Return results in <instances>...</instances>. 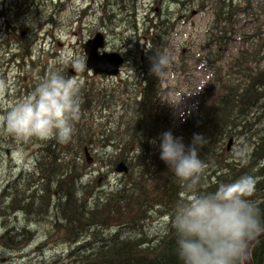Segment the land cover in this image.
I'll use <instances>...</instances> for the list:
<instances>
[{"label":"rangeland","instance_id":"374dc122","mask_svg":"<svg viewBox=\"0 0 264 264\" xmlns=\"http://www.w3.org/2000/svg\"><path fill=\"white\" fill-rule=\"evenodd\" d=\"M62 1V4L59 0H54L53 4L48 2L46 9H40L43 11L42 16H30L24 15L25 10L20 11L13 7L20 5L18 0H0V14L6 8L11 13L10 19L21 23V29L16 27L8 30L5 28L4 18L0 16V80L7 81L9 85L34 87L52 71H60L70 77L69 70H75L84 72L82 77L88 76L91 84L100 85L109 94L119 93L121 96L133 88L135 63L131 61L116 78L94 77L92 73L88 74L83 63L87 56L82 44L101 32L107 38V52L132 50L135 55L140 53L145 44L141 42L138 47L134 44L137 39L134 29H140L139 34L145 36L146 32L143 31L148 27L149 18L159 16L156 21V27L159 28H156L153 35L157 36L159 32L163 34L166 29L167 34L163 36V41L167 45L165 53L169 71L161 81L159 103H154L161 117L169 121L170 131L180 132L183 129L182 122L194 116L198 110L197 104L203 100L204 95L207 94L204 108L209 102L219 101L223 96L224 89L221 84L220 92L214 88L218 82H214L219 78L218 74H221V83L223 78L227 83L230 76L232 79L243 78L236 75V71L231 68V62L239 56L240 51H248L250 55L255 53L256 60L250 61L251 69H264V0H233L240 13L234 16L238 21L235 26L237 34H229L230 43L222 48L211 43L216 34L213 31L217 22L214 8L219 0ZM226 1L228 0H224ZM253 9H256L255 17L251 16ZM256 17L259 18L258 21ZM128 43L133 47L127 49L125 46ZM28 53L33 57L22 60V57L30 55ZM7 70L11 72L5 78ZM77 79L83 83L86 81V78ZM127 99L128 97H125V101H121L123 105L117 106L115 101L107 102L101 97L100 106L94 107L89 114L81 110V117L75 125L72 137L74 152L69 153L65 143L63 149L57 147L58 157L62 155L58 162L69 168H79L78 178L75 177L74 180L77 179L79 185L85 188L78 197L88 201L87 209L95 207L97 203L104 204L111 193L118 192L123 187L128 188L129 193H133L134 187H139L133 185V181L128 177L130 173L125 175L115 171L120 162L119 158L126 156L127 163L131 160L134 166L139 160L135 159L136 156L140 155L135 148L127 150L124 144H121L119 149L114 148V144L124 137L136 134L135 131L126 134L120 132V118L127 110ZM11 105H14V101ZM0 108V114L7 112L3 100H0ZM116 108L118 113H112ZM128 111V114H131L130 110ZM151 115V110H148L146 121ZM259 117L257 109H254L247 119L248 127L239 126L234 129L232 125V131L237 134L231 135L223 143L224 148H228L232 138L228 153L239 156L249 152L252 147L250 144L258 140L263 126L257 120ZM138 128L141 131V127ZM158 134L162 135L157 132V137L149 139L148 143L157 142L160 138ZM52 140L54 139L21 141L0 133V264H51L55 261L57 264H74L66 255L70 246L75 248V236L84 228L66 221L60 212V195L56 191L52 193V197L47 194L48 180L39 169L40 163H43L48 155V151L44 150ZM81 141L85 142L79 146ZM85 147L90 150V157L93 158L90 164L84 152L76 153L78 149L83 151ZM152 149L153 147H150V150ZM216 151L221 153L218 148ZM134 167L136 168V165ZM136 177L137 180L141 178L143 188L155 182L160 184L164 179H157L151 170L146 172L139 167L136 168ZM7 196L9 200L5 201ZM15 199L16 203L13 204ZM9 204L13 205L5 209ZM126 205L127 203L122 204L121 211ZM154 219L156 220L147 225L145 230L148 233L164 232L169 219L161 218L164 220L161 221L158 215L151 218ZM107 229L109 228L104 226L98 231L106 232ZM25 230L30 231V234H25ZM15 233H24L26 237L31 235L32 239H28L19 248H12L8 243L15 239Z\"/></svg>","mask_w":264,"mask_h":264},{"label":"trees","instance_id":"16d2710c","mask_svg":"<svg viewBox=\"0 0 264 264\" xmlns=\"http://www.w3.org/2000/svg\"><path fill=\"white\" fill-rule=\"evenodd\" d=\"M228 4L224 1H218L217 6L214 8L216 25L224 24V28H221L218 35L216 33L214 37L223 35L227 40V44L230 43V37H227L226 34L230 32L237 34L235 26L238 25V21L234 19V16L240 15L237 8L233 6L231 9V25L223 23V11L226 10L227 6L228 8L231 7ZM251 16H256V9H253ZM256 20L258 21L259 18L256 17ZM226 26H230V31L227 32ZM156 28H159V26ZM165 30H163V34L157 32L159 35L156 38L163 41V36L167 34ZM165 52V48H162L155 56L158 57L159 54L166 55ZM250 56L252 57L249 58ZM251 59L256 60L255 53L250 55L248 51H240L239 56L231 62V68L236 71V75H241L243 78L232 79L233 77L230 76L226 83L228 87H224V78L221 83L219 80L221 74H218L219 78L214 81L218 82L214 88L220 92V84L222 85L224 90L221 99L209 102L204 108L206 94L202 102L203 105L200 107L201 110L181 124L183 129L180 132L172 133L175 137H181L186 146L191 144L194 135L202 136L205 139L203 148L200 150V158L206 165L198 188L200 194L214 192L219 184L231 183L243 175L253 176L258 182L256 192L250 199L264 216V69L259 71L251 69ZM22 60H24V57H22ZM157 82V75L152 71V76L148 78V89H151ZM125 108L127 109L125 114H128V110H130L132 116L130 120L122 123L120 132L126 134L129 131H135L136 134L124 137L114 144V147L119 149V146L124 144L127 150H131L132 146L137 144L140 155L135 158H139L137 163L134 162L136 168L139 167L146 172L151 170L155 178L160 177L162 179L163 177L166 181L162 179L163 182L161 181L160 184L155 182L143 188L141 178L137 180L136 168L130 163L131 180L134 183L133 185L139 187H134L133 193H129L128 188L123 187L122 190L111 193L110 198L104 204L97 203L93 207L94 209H87L88 201L83 197H78L85 188L79 185L77 179L74 180L75 177L78 178L79 168L76 166L69 168L58 162L54 149L58 147L61 150L63 148H61L62 144L58 145L54 142L55 144L47 146L48 155L39 167L48 180L47 194L52 197V193L56 191L60 195L59 207L63 217L72 225L75 223L76 226L84 228L83 230L98 231L104 226H127L130 223L136 227L138 224L150 220L154 215L169 219L165 232L159 235L148 233L146 230L141 231L142 228L135 229V231H138L135 235L125 237H121L116 232L115 235L95 244L97 251L95 255L78 258V261L74 264H182L176 254V233L172 225L177 204L190 199L192 194L183 188L181 182L169 171L168 166L161 161L160 143L162 135L158 134L160 138L157 142L148 143L149 139L157 137V132L163 134L169 131V121L161 117L155 103L148 105L145 114L140 103L136 104L129 101ZM254 109H257L260 115L257 119L258 122L263 124L258 134V140L250 144L252 147L245 155L233 156L226 153V150L223 149V143L231 135L237 134V132L232 131L233 126L234 129L239 126L248 127L247 119ZM148 110H151V118H155V122L149 119L146 121L145 115L147 116ZM142 112L144 119L140 117L141 119L138 121ZM244 122L246 123L243 124ZM147 125L150 126V136H148ZM138 126L141 127V131ZM228 129L230 131H227ZM146 137L147 142H145ZM89 141L91 140H86V142ZM84 142L81 141L79 146ZM65 144L69 148V153L74 152L72 139ZM145 146L147 148H144ZM150 147H153V149L150 150ZM216 148L221 151L220 154L217 153ZM76 153L81 154L82 150L78 149ZM119 160H126V158L123 156ZM148 165L151 169L148 168ZM144 179H146L145 175ZM15 203L16 199L13 204ZM123 203H127V205L121 211ZM251 254L253 264H264V239L253 246Z\"/></svg>","mask_w":264,"mask_h":264},{"label":"clouds","instance_id":"9594fccd","mask_svg":"<svg viewBox=\"0 0 264 264\" xmlns=\"http://www.w3.org/2000/svg\"><path fill=\"white\" fill-rule=\"evenodd\" d=\"M167 64L166 55L159 54L152 71L160 78L166 75ZM81 87L75 77L50 72L30 94L0 114V133L21 141H71L81 117ZM6 88L0 80V98ZM204 143V137L194 135L186 146L171 131L161 137V161L192 194L176 206L172 225L176 254L182 264H248L252 242L264 235V216L250 199L258 181L243 175L219 184L214 192L200 194L206 169L200 158Z\"/></svg>","mask_w":264,"mask_h":264},{"label":"bare ground","instance_id":"6f19581e","mask_svg":"<svg viewBox=\"0 0 264 264\" xmlns=\"http://www.w3.org/2000/svg\"><path fill=\"white\" fill-rule=\"evenodd\" d=\"M219 1H224V0H219ZM230 1H231L230 3H229V0L226 1V3H229L231 5V7L228 8V6H227L226 10H224L223 14H222L224 17L223 23H228L229 25H231V23H232L231 9L234 6L233 0H230ZM18 2L20 4L19 6H13L11 4H10V6L16 7V9H18L20 11L25 10L24 15L26 14V15L32 16L33 14H37L38 16H42L43 11H40V9L42 7H44V9H46V4L48 2H51L53 4L54 0H18ZM59 3L62 4L63 1L59 0ZM88 7H89V5L86 8H88ZM0 16H2L4 18V21L6 22V23L4 22L5 28H8V30H12L13 28H16V27H18V29H21V23L16 22V20H11L10 19L11 13H9V11L6 10V8L2 10ZM157 20H159V16L156 18L155 17L149 18L148 27L146 30L143 31V32H146L145 36H144V34L143 35L139 34L140 29H137L134 27L135 28L134 29V33H135L134 35H136V38H137L135 40L134 44H137L136 45L137 47L141 42H144V44H145V46H143V49L140 51V53H135V55H134L132 50L131 51L127 50L128 52H124V51L112 52V53H116V54L126 58L124 61L125 63L123 65V67L120 69L119 75L122 73L123 68L128 66L131 61H133L135 63L134 71H135L136 75L134 76L135 82L133 84L132 90L125 91L124 93L121 94V96L119 93L112 95V94H109L106 89H103L102 87H100V85H96L94 83L91 84L89 82H86L88 80V78L83 77V79L86 78V81L83 83L82 80H80V82L82 84L81 99H82V102H83V100H85L84 101L85 103L81 105V110L86 111L89 114L94 109V107H97L98 105L100 106V98L101 97H103L105 100H107V102H109L110 100L115 101L117 106L119 104H122L121 101H125V97H128V99L126 100V103L129 101H133L136 104L140 103L141 108L144 111V114H145L146 108L148 107V105L150 103H154L156 101L159 103V99H160V95H161V81L163 80V77L165 75L160 77V78L157 76V78H158L157 84L153 85V87L151 89H148V87H149L148 78H149V76H152L153 65L158 59V57H156L155 54H157L160 51V49L165 48V50H166V48H167V45L164 41L159 40L158 38H156V36L153 35L155 32ZM221 28H224V24H222L220 26L216 25V27L214 28V32L217 33V35H218ZM225 29L227 30V32L230 31V26H226ZM14 30H16V29H14ZM98 33H101V32H98ZM98 33H96L92 38L88 39L86 42L93 39ZM102 34L104 35V38H105V47L102 49V51H106L105 49H106V44H107V38H106V35L104 33H102ZM229 34H231V32L226 34V36L228 37ZM22 36H24V33ZM210 42H211V40H210ZM211 43L222 48L227 44V40H225L223 35L221 37L216 36V37H214V39ZM125 47L127 49H129V47H133V45L128 43ZM138 52H139V49H138ZM28 54H30V55L25 56L24 59L29 58V57L30 58L33 57V55L31 53H28ZM83 63H84L85 68H86L87 67V58H86V60H84ZM165 71H166V74L169 71L168 64L166 66ZM10 72H11V70L10 71L7 70V74H6L5 78L8 76V73H10ZM83 73L84 72L79 73V76H82ZM64 75L66 77H69L66 74H64ZM119 75H117V76L96 75V76L97 77L116 78ZM5 82H6L5 84L7 85L6 92H5L4 96L2 98H0V100L4 101L5 111H8L13 106V105H11V102L14 101V104H15L16 101H19L20 99H22L25 96H27L28 94H30L33 91V89L36 87V86H34V87H29V86L22 87V86H20V84L9 85L7 83V81H5ZM224 87H228V84L225 83ZM206 91H208V89ZM204 97H205V95L203 96L202 99H204ZM202 102H203V100H201L197 104L198 110L196 111V113L201 110L200 107L203 105ZM135 110L137 112V107L135 108ZM111 112L116 114V113H118V109L116 108V109L112 110ZM131 116H132V114H123L120 119L123 123L126 120H130ZM140 117H143V112L140 114L139 118ZM145 118H147L146 115H145ZM149 120L152 121V120H154V118H149ZM122 123H121V125H122ZM147 126H148V134H151L150 126L149 125H147ZM111 128H112V126H111ZM169 131H170V128H169ZM54 142L57 143L58 145L62 144L61 148L64 147V143H61V142L57 141L56 139L50 141L48 145L55 144ZM110 144L112 145L113 142H111ZM231 146H232V138L230 140L228 148H224L226 150V153H228L230 151ZM132 148H135V151L139 152L138 146L136 144L133 145ZM132 148H131V150H132ZM44 151L45 152L48 151L47 147L45 148ZM54 151L56 152V155H57V152L59 151V149L55 148ZM83 152L86 156L87 162L89 164L92 163L93 158L90 157V150L84 149L82 151V153ZM57 157H58V155H57ZM58 158L59 159L62 158V155H59ZM125 158H126V156H125ZM127 161H128L127 158H126V160H120L118 165L122 162H125L127 167H128V170H129L128 173H121V172H117L116 170L115 171L119 174H125V175H128L130 173V175L128 177L131 180L132 179L131 178L132 172H131V166H130L131 160L128 163H127ZM5 198H6L5 201L9 200V196H7ZM13 203H14V201H13ZM12 205L13 204H9V205H7L6 208L5 207L4 208L7 209ZM162 219H166V218H162ZM162 219L160 218L159 220L164 221ZM155 220L156 219L146 220L143 223L138 224L136 227H134L131 223L128 224L127 226H124V225L114 226V225H112V226L108 227L109 229H107L108 231L106 230V232L92 231L91 229L83 230L82 232H79L76 234V236H75V241H76L75 242V244H76L75 248L76 249L73 248L72 246H70V251L67 253L66 258H69V260H72L71 262L76 263L78 261V258H81L84 256L95 255V253L97 252L96 248H95V244L97 242L104 241V239H106L109 236L115 235L114 229L117 230V233L121 237L135 235L136 234L135 229L142 228L143 229L142 231H145V227L147 225H151ZM168 222H169V220H168ZM166 227H167V225H166ZM24 232H25V234H30V231H28V230H25ZM164 232H162V233H164ZM155 233H157V232H154L153 234H155ZM162 233H160V234H162ZM25 234L24 233H15V235H16L15 239H13V240L11 239L8 243V246H10L12 248H17V247L19 248V247L23 246L28 241V239L29 240L32 239L31 235H28L26 237ZM15 257L18 258V256H15ZM51 264H57V263L55 261V262H52Z\"/></svg>","mask_w":264,"mask_h":264},{"label":"water","instance_id":"95a60500","mask_svg":"<svg viewBox=\"0 0 264 264\" xmlns=\"http://www.w3.org/2000/svg\"><path fill=\"white\" fill-rule=\"evenodd\" d=\"M104 47L105 38L102 33H98L93 39L83 44V49L87 56L86 69L92 71L94 75L117 76L125 63V58L116 53L102 51ZM116 171L128 173L129 170L126 163L122 162L117 166ZM262 239H264V235H261L252 242L248 264H253L251 256L252 247Z\"/></svg>","mask_w":264,"mask_h":264},{"label":"flooded vegetation","instance_id":"af4514ba","mask_svg":"<svg viewBox=\"0 0 264 264\" xmlns=\"http://www.w3.org/2000/svg\"><path fill=\"white\" fill-rule=\"evenodd\" d=\"M90 39V38H89ZM84 44V43H83ZM83 44H82V47H83ZM126 59V58H125ZM87 72H88V74H91L92 73V71H90V70H86ZM69 75H70V77H75V78H83L82 76H79V72H76L75 70H69ZM92 75L94 76V77H97L96 75H94V73H92ZM87 78H88V80L86 81V82H89L90 83V81H89V77L88 76H86ZM1 109V108H0Z\"/></svg>","mask_w":264,"mask_h":264}]
</instances>
